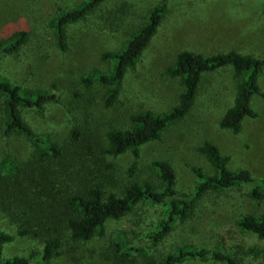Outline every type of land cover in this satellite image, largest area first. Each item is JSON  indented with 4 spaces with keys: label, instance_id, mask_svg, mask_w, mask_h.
I'll return each instance as SVG.
<instances>
[{
    "label": "rangeland",
    "instance_id": "rangeland-1",
    "mask_svg": "<svg viewBox=\"0 0 264 264\" xmlns=\"http://www.w3.org/2000/svg\"><path fill=\"white\" fill-rule=\"evenodd\" d=\"M80 1L0 0V45L19 31L28 33L18 54H7L0 48V74L29 89L49 88L56 83L61 103H49L42 116L26 110L24 117L38 132L59 141L66 138L69 128L78 126L91 133L92 140L100 142L106 130L127 127L130 116L140 110L170 109L178 102L182 84L169 77L165 68L174 63L182 50L204 55L235 50L264 58V0H168L155 35L135 67L127 71L117 102L108 107L104 103V87L97 83L85 87L81 79L92 70L108 71L111 62L102 59L101 54L120 49L160 0H107L94 14L68 28V48L61 51L47 22L59 7L70 8ZM258 84L264 93V69ZM236 85L229 66L205 73L192 111L171 125L159 140L143 147L142 169L155 159L168 160L176 172L178 190L189 192L196 183L194 167L206 173L213 171L200 150L205 142H210L227 157L229 168L247 169L254 177L264 178V97L252 96L250 106L255 116L246 117L238 133L219 125L233 104ZM75 92L80 97H75ZM0 115L2 118L1 110ZM33 151L23 135L6 137L0 130V156L11 152L19 159H27ZM107 158L114 163L109 173L123 181L130 155ZM161 212L154 207L138 206L127 216L110 220L103 236L65 245L63 254L52 264H133L131 257L126 262L120 256L115 258V239L123 235L128 245L146 247L149 242L139 229L151 230ZM263 212L264 198L257 202L245 194H209L198 205L194 217L178 223L153 254L159 259L187 243L209 249L222 244L238 251L243 264H264V240L239 231L235 224L244 213ZM0 230L15 234L14 226L1 213ZM34 248H40L36 240L16 236L5 245L4 257L28 255ZM134 257L141 264L143 256ZM183 264L220 263L189 259Z\"/></svg>",
    "mask_w": 264,
    "mask_h": 264
},
{
    "label": "trees",
    "instance_id": "trees-1",
    "mask_svg": "<svg viewBox=\"0 0 264 264\" xmlns=\"http://www.w3.org/2000/svg\"><path fill=\"white\" fill-rule=\"evenodd\" d=\"M106 1L81 0L73 7L57 9L47 26L54 33L59 50L68 48V28L87 19ZM167 1L160 0L151 9L120 49L101 54L102 59L111 62L108 71L92 70L82 77L85 87L96 83L104 87L106 106L117 102L126 73L135 67L155 35L167 10ZM27 40L28 33L19 31L1 43V51L18 54ZM227 66L233 70L237 87L233 104L219 125L238 133L244 119L255 116L250 106L252 96L264 97L258 84L264 58L235 50L211 55L182 50L174 63L165 68L169 77L179 79L182 84L178 102L163 112L144 109L132 114L127 127L109 128L100 142L92 140L91 133L78 126L69 128L63 141L38 132L25 119L24 112L33 110L42 116L49 103H61L56 83L49 88L29 89L0 74V130L6 137L23 135L34 149L27 159H19L11 152L0 156V213L15 228V234L0 230V264H52L63 254L65 245L103 236L110 220L121 219L141 205L162 211L151 230L139 229L149 244L130 246L123 235H118L114 241L115 258L120 256L126 262L131 257L133 264H137L135 258L138 259L134 255L143 256L141 264H183L189 259L243 264L238 251L222 244L209 249L187 243L159 259L153 251L178 223H186L194 217L198 205L209 194H245L254 201H261L264 178L254 177L247 169L229 168L227 157L210 142H205L200 150L213 171L206 173L194 167L196 183L189 192L178 190L177 175L168 160L155 159L145 170L140 165L143 147L159 140L171 125L192 111L203 75ZM74 96L80 97L79 92ZM124 154H129L131 159L124 171V180L118 181L115 173L108 171L114 163L107 157L115 159ZM235 224L239 231L264 240V212L244 213ZM16 236L36 240L40 248L32 249L28 255L4 257L5 245Z\"/></svg>",
    "mask_w": 264,
    "mask_h": 264
}]
</instances>
